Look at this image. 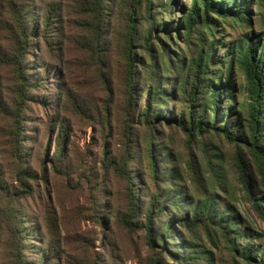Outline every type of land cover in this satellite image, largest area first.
Instances as JSON below:
<instances>
[{
    "label": "rangeland",
    "instance_id": "374dc122",
    "mask_svg": "<svg viewBox=\"0 0 264 264\" xmlns=\"http://www.w3.org/2000/svg\"><path fill=\"white\" fill-rule=\"evenodd\" d=\"M76 2L29 0L25 6V0H0V178L9 189L17 185L11 174L14 160L8 154L14 132L10 115L19 100L15 96L21 86L18 81L25 79V83H32L23 92L21 108L26 122L21 124L23 132L19 138L20 142L24 140L21 142L24 148L29 149L26 165L35 175V179L27 180L33 186L30 196L18 203L28 229L22 250L26 263L36 264L43 249L49 253L47 243L51 241L58 246V253L41 264H149L153 252L147 245L145 229L129 230L116 222V216L126 210V182L107 163L111 157L131 150L133 161L126 169H136L134 187L139 191L135 199L142 205V196L150 197L169 186L161 182L155 186L149 180L144 158L147 140L152 141L156 154L159 150L166 151L171 157L167 165L174 168L180 181H173L170 188L180 184L192 201L202 194H211L220 211L226 206L228 214L236 215L235 229L242 233L240 247L250 246L249 255L259 257L256 251L264 245L261 236L264 224L254 215L250 204L240 198L241 184L232 161L233 145L213 133L190 136L167 124L163 114L159 116L161 122L153 123L151 128L145 125L139 119L145 96L140 95L135 83L129 89L120 64V39L127 17L125 6H119L117 0L110 3L101 62L77 44L84 34L85 19L79 15L81 5L77 6ZM22 6L26 8L25 19L30 27L36 25L41 30L42 18L49 13L55 22L52 36L34 35L28 48L16 55V44L7 28L14 27L12 13L16 14ZM176 6L185 7V0H176ZM245 11L250 19L248 28L227 25L211 14L212 24L219 31L217 56L224 54L226 43L237 40L243 32L249 35L257 32L259 17L252 5ZM170 15L176 22L180 19L179 9L174 8ZM134 33H141L140 25ZM164 37L160 33L157 43L173 49ZM43 72L47 82L38 87L34 79L42 77ZM21 75L24 79L19 80ZM231 79L236 102L242 103L245 100L242 75L234 73ZM167 108L176 115L184 110L172 102ZM60 124L67 129L64 155L61 163L54 164L51 158ZM60 136L63 138V133ZM241 152L249 159L244 148ZM215 170L219 177L214 175ZM249 174L258 179L255 167L252 166ZM142 213V210L137 213L138 224L142 222ZM11 229L8 224L0 226V264H19L16 252L10 248ZM177 235L180 240L184 237ZM200 238L202 241L192 245L201 258L199 264H246L220 237L211 241L203 235ZM19 247L22 249V245ZM159 249L160 245L154 246V250ZM181 251L186 254L184 248ZM166 253L157 256L160 264H176L170 262Z\"/></svg>",
    "mask_w": 264,
    "mask_h": 264
},
{
    "label": "trees",
    "instance_id": "16d2710c",
    "mask_svg": "<svg viewBox=\"0 0 264 264\" xmlns=\"http://www.w3.org/2000/svg\"><path fill=\"white\" fill-rule=\"evenodd\" d=\"M112 1L76 2L77 6L81 5L79 15L85 19L82 25L84 34L77 44H81V50L91 52L101 62L104 57L102 37ZM27 2L29 0H25V6ZM117 3L125 6L127 15L124 34L120 39V64L125 82L130 90L136 84L140 95L145 96L139 119L151 128L153 123L161 122L159 116L163 114L167 124L179 127L190 136L201 137L208 133L223 136L234 147L232 161L236 178L241 184L240 198L250 204L254 215L264 224V191L260 189H264V0H185V7L176 6V0H117ZM251 5L259 17L257 32L250 35L243 32L237 40L226 43L224 54L217 56L219 31L212 24L211 14H216L227 25L248 28L250 19L245 16V8L250 10ZM174 8L179 9L180 15L176 22L170 15ZM25 9L22 6L16 14L12 13L13 28L6 21L11 25L7 29L15 41L16 55L28 48L34 35L41 33V36H52L54 28L55 21L49 16L51 13L42 18L41 30L36 25L30 27L25 19ZM137 25L141 26L140 34L134 33ZM160 33L173 49L157 43ZM174 40L181 45L173 43ZM35 50L38 51L37 48ZM175 50L177 53H174ZM234 73L242 75L245 94L242 103H237L234 97V84L231 81ZM41 76L34 79L38 87L47 82L46 72ZM21 79H24L23 75L19 77ZM18 83L21 86L15 96L19 100L15 102L10 115L13 117L14 132L12 148L8 152L14 160L11 174L17 185L12 189L5 188L3 184L6 186V183L0 178V226H12L10 248L16 252L19 264H27L22 250L25 248L23 242L28 239V229L24 225L26 217L18 203L30 196L33 186L30 187L27 180L35 179V175L26 165L29 149H25L21 143L24 140L19 141L23 132L21 124L26 122L21 108L23 92L30 82L25 83L24 79V82ZM170 102L181 105L184 110H179L180 113L176 115L167 108ZM58 128L51 158L54 164L62 161L67 131L62 124ZM152 147V141L147 140L144 158L149 180L155 186L160 185L159 182L169 186L150 197L142 196V205L135 199L139 191L134 187L136 169H126L128 163L133 161L131 150H124L107 161L126 182V210L116 216V222L129 230L137 227L145 229L147 245L153 252L149 264H160L157 256L166 252L170 262L199 264L201 258L192 245L193 242L202 241L200 235L210 241L216 236L220 237L246 264H264V245L256 251L259 253L256 258L249 255L250 246L240 247L242 233L235 229V224H238L236 215L228 214L230 211L226 206L220 211L211 194H202L192 201L183 193L180 184L170 188L173 181H180V177L173 167L167 165L170 155L160 150L156 154ZM241 148L248 152L249 159L242 155ZM252 166L258 179L249 174ZM213 173L215 176L218 174L216 170ZM139 210L143 211L140 224L136 220ZM177 234L184 237L180 240ZM261 236L264 237V234ZM176 240L180 242L176 244ZM21 245L22 249H19ZM156 245H160L159 250H154ZM47 248L49 253L43 249L36 264L58 253V246L51 241H48ZM182 248L186 254L181 251Z\"/></svg>",
    "mask_w": 264,
    "mask_h": 264
}]
</instances>
